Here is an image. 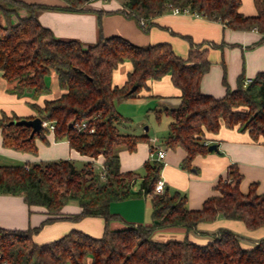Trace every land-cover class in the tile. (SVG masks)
Masks as SVG:
<instances>
[{
	"label": "trees",
	"instance_id": "16d2710c",
	"mask_svg": "<svg viewBox=\"0 0 264 264\" xmlns=\"http://www.w3.org/2000/svg\"><path fill=\"white\" fill-rule=\"evenodd\" d=\"M26 9L27 15L16 22L17 11H2L6 20L0 22V71L13 85L10 91L19 97L31 93L34 99L48 92L46 76L55 72L64 92L59 98L47 100L43 107L30 106L45 121L55 126L57 140L67 139L82 155L104 157V169L99 172L91 163L78 169L70 160L50 161L24 166L0 165V194L23 196L31 206L46 208L51 222L61 216L67 204L76 202L81 212L70 217H102L106 229L101 238L72 230L62 238L46 244H36L32 236L39 230H5L0 228V264H264V237L250 239L228 229L216 233H200L210 239L199 244L188 237L182 241L158 242L156 231L184 227L196 233L201 223H211L222 217L238 220L249 230L264 227V193L253 184L248 193L240 190L242 175L234 167L226 180L217 185L219 195L205 201L203 208L192 211L187 196L180 192L160 194L155 189L161 179L163 163L147 162L140 190L132 188L135 172H122L120 152L134 151L145 137L122 134L121 125L130 121L116 108V102L137 95L148 82L171 74L181 90L180 104L174 109L158 111L169 115V133L165 146L183 148L186 158L182 166L192 168L198 155L209 153L204 145L207 133H218L224 123L228 128L248 131L254 140H264V71L251 84L240 77L236 89L224 80L226 94L222 98L203 93L201 82L211 67L208 46L216 43L190 41L187 58L178 56L168 43L139 46L120 37H105L89 46L78 40H62L44 27L38 13L49 7L9 0ZM122 12L129 18L146 24L153 17L171 12L173 7L189 8L198 16L219 21L233 30H257L264 43V0H254L258 15L246 17L239 9L242 0H122ZM69 11H86L90 0H64ZM130 61L133 71L123 86L113 84L118 66ZM133 86L137 90L131 92ZM23 118L3 116V144L6 148L36 153V139L46 133L44 128L31 137L32 128L18 125ZM32 119V118H28ZM87 123V128L76 126ZM73 124V127L70 124ZM91 128L94 131L91 132ZM104 174V177H103ZM150 196L152 222L149 225L128 224L123 229H111L112 221L120 220L111 211V204L140 196ZM251 241L252 247L243 243Z\"/></svg>",
	"mask_w": 264,
	"mask_h": 264
},
{
	"label": "crops",
	"instance_id": "0c3cea01",
	"mask_svg": "<svg viewBox=\"0 0 264 264\" xmlns=\"http://www.w3.org/2000/svg\"><path fill=\"white\" fill-rule=\"evenodd\" d=\"M29 4L45 5L49 8L38 13L40 23L49 28L53 34L62 40H78L83 45L95 44L103 34L105 37L120 36L139 46L168 43L175 53L187 58L190 51L191 39L194 43H216L221 47L208 46V57L211 67L203 77L201 90L203 93L222 98L226 94L224 80L231 89H236L240 77L254 79L259 72L264 71V43H259L262 35L255 29L233 30L223 23L202 16L192 14H174L165 12L153 17L146 24L126 16L122 0L90 1L86 11H69L64 9V0H19ZM246 17H255L258 10L254 0H242L240 9ZM20 12L12 16L14 22L26 16ZM133 71L130 61L121 63L114 71L112 81L116 86H123L128 74ZM49 87L47 93L34 99L31 93L19 97L12 93L13 87L0 71V119L3 116L21 118H35L38 115L30 103L43 107L47 100L59 98L64 92L60 87L58 76L51 72L46 76ZM181 90L172 81L171 74L159 80L148 82V88H143L137 95L126 100L116 102L117 110L130 121L119 128L122 134L124 129L132 127L131 118L140 114L156 115L160 120L165 115L168 120V129L163 136L158 137L150 127L140 135L144 141L138 143L134 151L122 150L120 152V167L122 172H135L136 179L132 185L135 192L140 190L141 182L146 175L147 162L160 161L163 163L161 179L166 190L173 194L180 192L187 196V206L192 211L203 208L205 201L220 192L217 185L221 180H226L231 167L242 175L240 190L248 193L255 184L259 194L264 193V140H254L248 131L237 128H228L222 124L216 134L207 133L206 141L210 145L217 144L218 151L198 155L191 169L182 166L186 158V151L179 147L170 149L165 146L169 133L171 117L164 112L157 117L158 111L174 109L180 104ZM133 113V114H132ZM134 115V116H132ZM131 117V118H130ZM43 137L36 139V153L21 152L6 148L3 144V130L0 128V165L24 166L59 160H70L78 169L91 163L99 172L103 170L104 157H89L82 155L70 146L67 139L57 140L55 129L46 128ZM133 135V134H132ZM164 150L166 156L158 160L151 156L150 150ZM113 202L111 211L118 214L120 220L109 224L111 229H123L128 224L149 225L152 222V203L150 196H140L124 201ZM81 212L76 202L64 206L61 216L54 221L45 222L51 216L42 206H29L23 196L13 194H0V228L5 230H23L39 228L32 236V240L39 245L46 244L62 238L72 230H79L92 237L101 238L106 229V222L102 217H86L73 220L70 217ZM220 229H228L238 233L251 241L264 237V227L249 230L245 224L238 220L218 218L211 223H201L196 233H188L181 226L161 229L154 233L153 239L158 242L171 240L182 241L186 237L190 240L206 244L208 236L200 233H216ZM246 241L244 247H252V242Z\"/></svg>",
	"mask_w": 264,
	"mask_h": 264
},
{
	"label": "rangeland",
	"instance_id": "374dc122",
	"mask_svg": "<svg viewBox=\"0 0 264 264\" xmlns=\"http://www.w3.org/2000/svg\"><path fill=\"white\" fill-rule=\"evenodd\" d=\"M17 11V12H26V9L21 8L20 5H17L9 0H0V22L5 23V19L2 15V11ZM136 117L135 118H131L132 120V127L131 128H127L124 129L125 133H130L131 135H140L141 133H143V131H145V127H150L151 130L149 131V133H153L156 134V136L161 137L163 136V134L166 132V130L168 129V120L167 117L165 115H162L161 119L158 120L156 119V115L154 114H150L149 116H147V114H140L138 112L132 111ZM132 113V114H133ZM134 116V115H132ZM124 201V200H123ZM117 203H122V202H118Z\"/></svg>",
	"mask_w": 264,
	"mask_h": 264
},
{
	"label": "built area",
	"instance_id": "2783aa9c",
	"mask_svg": "<svg viewBox=\"0 0 264 264\" xmlns=\"http://www.w3.org/2000/svg\"><path fill=\"white\" fill-rule=\"evenodd\" d=\"M90 1H96V0H90ZM100 1H107V0H100ZM172 13L174 14H181V13H185V14H192V15H195L193 14L189 8H185V9H181V8H178V7H173L172 10H171ZM198 16V15H196ZM144 24V23H143ZM254 79L252 78H246L245 79V84L248 85V84H251L253 82ZM44 128H48V129H51V130H54L55 129V126L53 123L49 122V121H45L44 120ZM77 127L79 128H82V129H85L87 128V123L86 122H82V123H77L76 124ZM94 131V128H91V132ZM204 145H209L208 142H205ZM150 153H151V156L152 157H155L158 159V160H163L166 156V152L164 150H158L156 151L155 149H151L150 150ZM103 169H104V166H103ZM103 177H104V174H103ZM166 187H165V183L163 180H160V182L157 184V187L155 189L156 193H160L162 194L164 191H165ZM1 258V257H0Z\"/></svg>",
	"mask_w": 264,
	"mask_h": 264
},
{
	"label": "water",
	"instance_id": "95a60500",
	"mask_svg": "<svg viewBox=\"0 0 264 264\" xmlns=\"http://www.w3.org/2000/svg\"><path fill=\"white\" fill-rule=\"evenodd\" d=\"M136 90H137V86H133L131 92ZM15 123H17L18 125H25L27 127L32 128L31 137H34L35 134L40 133L44 129V125H43L44 119L40 116H37L32 119L23 118L21 120L15 121ZM70 126L73 127V124L71 123ZM209 151L210 152L218 151V145L217 144L210 145Z\"/></svg>",
	"mask_w": 264,
	"mask_h": 264
}]
</instances>
